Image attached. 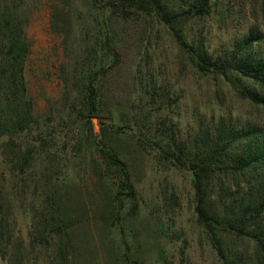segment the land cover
Wrapping results in <instances>:
<instances>
[{
  "label": "trees",
  "instance_id": "1",
  "mask_svg": "<svg viewBox=\"0 0 264 264\" xmlns=\"http://www.w3.org/2000/svg\"><path fill=\"white\" fill-rule=\"evenodd\" d=\"M76 1L51 0L50 26L61 38L65 60L58 67V100L40 113L26 76L31 51L26 28L33 5L0 0V261L74 264L71 236L86 238L87 231L69 229L91 219L100 221L106 233L100 240L110 257L113 246L106 236L112 219L137 203L135 154L141 153L160 170L190 175L194 226L218 264H264L260 26L253 22L215 55L203 21L213 13L227 18L234 12L229 0ZM259 1L264 22V0ZM250 4L255 7L254 0ZM160 36L174 45L180 71L225 83L229 102L220 89L212 94L209 113L199 107L184 110L180 93L172 97L177 83L161 57L167 49ZM232 98L248 109L234 110ZM73 170L78 175L92 171L93 192L72 181ZM83 188L89 201L81 195ZM174 198L169 192L162 202L169 205ZM159 211H151L149 232L157 240L164 233L165 243L172 245V231ZM16 212L26 218V236ZM163 246L156 243L159 257L174 264ZM189 246L183 237L175 264H193ZM82 251H89L84 243ZM125 252L122 264H146L139 254L130 258Z\"/></svg>",
  "mask_w": 264,
  "mask_h": 264
},
{
  "label": "rangeland",
  "instance_id": "2",
  "mask_svg": "<svg viewBox=\"0 0 264 264\" xmlns=\"http://www.w3.org/2000/svg\"><path fill=\"white\" fill-rule=\"evenodd\" d=\"M82 0H77L76 5H81ZM255 1V7L251 6L250 0H229L232 5L233 13H230L224 20H219L218 16L213 13L204 22V27L208 30V38L210 41V49L215 55L222 53L225 49L231 47L232 40L244 33L252 23H257L264 32V22H262L260 12V1ZM33 5V13L31 20L26 28L27 36L31 42V51L27 62V82L30 95L33 97L36 109L43 113L47 110L51 103L58 100L61 83L58 79L59 64L65 60L64 51L61 45V38L53 32L50 26V5L51 0H31ZM241 3L242 9L239 11ZM253 10V18L251 12ZM201 22L200 24H202ZM164 36L159 37V44L167 49V52L161 55L167 70L172 73L171 79L177 90L173 91L172 97L180 93V101L182 108L194 109L209 113L214 107L212 105L213 93L222 89L227 93L230 92L225 83L219 82L218 79L203 77L198 73L186 69L180 71L175 58V47ZM166 55V56H165ZM232 91V90H231ZM227 102H229V93L227 94ZM232 108L239 112H245L248 109L246 102H238L232 98L230 102ZM185 106V107H184ZM191 111L189 110L188 114ZM95 129L98 130V121L93 119ZM131 148L134 149L131 145ZM138 164H135L134 180L137 187L136 206L129 212L124 210L122 216L117 219L113 218L111 223L110 235L106 236L112 244V253L107 251L100 240L102 233L100 221H91L84 224L71 226L69 231L75 228L83 227L87 231L88 240L85 243L81 234L80 239L75 235L70 236L75 242V250L77 251L76 259H73L74 264H122L123 250L130 258H135L136 254L141 256V259L146 264H164L158 255L156 243L164 244V255L173 263L179 262L180 246L182 238L186 237L189 241L188 250L190 260L193 264H218L211 252L209 246L199 239V234L194 226V217L192 214V184L191 177L186 171L181 170H160L156 164L152 162L149 155L136 153ZM72 181L81 184L82 187L88 185L89 191L93 192V181L95 175L92 171L88 173L81 172L79 175L72 171ZM80 176V179L79 177ZM168 190V192L166 191ZM87 190L83 188L82 196L87 201ZM169 192H173L175 198L172 202L164 204L162 196H168ZM92 197H96L94 193ZM99 199V197H97ZM168 198V197H167ZM167 201H169L167 199ZM160 209L161 218L171 229V235L174 238V243L166 244L165 238L167 235L161 233L159 240L155 239V234L149 232L150 223L153 222L151 211ZM18 224L21 228V233L26 236V218L16 212ZM152 219V220H151ZM81 229V228H80ZM165 230V228H164ZM161 239V240H160ZM167 239V238H166ZM84 243L88 253L80 252ZM127 244L130 246L127 247ZM79 254V255H78ZM0 264H7L5 261H0ZM125 264V263H124Z\"/></svg>",
  "mask_w": 264,
  "mask_h": 264
}]
</instances>
